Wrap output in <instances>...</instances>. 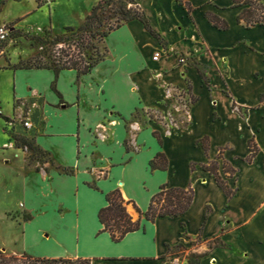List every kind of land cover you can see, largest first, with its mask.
<instances>
[{"label":"crops","instance_id":"obj_1","mask_svg":"<svg viewBox=\"0 0 264 264\" xmlns=\"http://www.w3.org/2000/svg\"><path fill=\"white\" fill-rule=\"evenodd\" d=\"M135 1L150 30L131 19L110 31L104 58L87 73L0 63L8 108L0 114L9 119L0 117V196L8 202L0 206V249L91 264H186L191 255L195 264H264V25L238 23L247 4L232 0ZM151 109L163 120L150 118ZM171 110H183L185 121H171ZM23 119L48 160L28 164L15 147L5 126ZM249 139L257 147L250 161ZM157 153L165 169L150 167ZM211 161L231 196L203 169ZM163 183L192 188L185 211L143 219L119 241L98 232L108 192L118 189L144 211Z\"/></svg>","mask_w":264,"mask_h":264},{"label":"trees","instance_id":"obj_2","mask_svg":"<svg viewBox=\"0 0 264 264\" xmlns=\"http://www.w3.org/2000/svg\"><path fill=\"white\" fill-rule=\"evenodd\" d=\"M234 5L247 4L237 15L236 21L242 22L244 26L250 27L255 24L264 25V2L262 0H232ZM107 0H99L85 16L84 21L76 28L71 26H65L64 32L61 35H52L49 30H45L43 36L33 37L35 41L41 44H57L65 43L66 40H72L75 48H78V52L73 51L71 54L66 52L63 56H67L66 59L59 57L58 59L48 56L50 63H43L39 61L35 65H19L18 68H51L55 76L61 69H75L78 74L87 73L90 69L100 60H102L106 54V48L102 52H99L94 41H99V38H105L110 31L118 28L124 22L131 19H139L143 22L146 29L150 30V26L147 18L140 9L135 11H127L128 15H123L118 18L114 24L104 25L105 17L98 14V10L102 7ZM122 6V4H121ZM207 18L209 21L219 29H227L228 24L225 20L207 12ZM105 26V27H104ZM104 27V28H103ZM153 34L154 32L151 31ZM70 48V47H69ZM92 49L93 52H85V58L81 57L82 50ZM63 59V60H62ZM38 60V59H36ZM15 67V66H14ZM189 101L192 102L193 98L189 95ZM264 101V94L260 96V102ZM151 111H157L151 109ZM0 117L9 121L8 117L1 115ZM150 118H153L152 114H149ZM8 134L12 138L15 147L21 148L29 153L28 158H35L42 162L41 157L49 159L47 152L40 149L34 142L32 134L28 136H20L16 131H8ZM127 139L125 140V142ZM202 141V139H201ZM248 146L250 153L247 156V160H252L257 152L255 143L249 139ZM44 162V161H43ZM150 167L152 169L159 168L165 169L167 165L166 158L162 153H157L150 161ZM193 167V164L191 165ZM203 169L209 171L216 179L219 186L225 191L227 196H231L234 190L230 189L226 182L221 178L218 173V166L215 161H211L209 164H203ZM264 168V161H263ZM65 173H71L72 169L63 168ZM223 171L231 176L233 168L228 167L223 163ZM193 190L190 186L186 188L168 186L167 183H163L159 186V189L150 197L147 208L142 211L133 201L124 200L118 189H114L105 195L106 204L102 206L98 211V220L102 224V227L98 232L106 231L109 233L110 238L113 241H119L123 236L131 231L137 230L143 227L142 220L153 221L156 217L160 216H176L185 211L191 200ZM132 203L133 208L137 212L138 216L133 219L127 211V204ZM191 255L186 264H195L196 259H191ZM194 258V257H193ZM0 264H91V259L87 257H47V256H35L29 253H22L19 257L15 255H6V253L0 249Z\"/></svg>","mask_w":264,"mask_h":264},{"label":"rangeland","instance_id":"obj_3","mask_svg":"<svg viewBox=\"0 0 264 264\" xmlns=\"http://www.w3.org/2000/svg\"><path fill=\"white\" fill-rule=\"evenodd\" d=\"M98 1L99 0H0V25L6 24L9 27H13L8 38L4 41H0V63L12 67L19 65L24 66L26 64L35 65L39 61L50 63V59L48 58L49 55L56 59L59 57L66 59L67 56H63L64 53L69 52L71 54L73 51L78 52V48L74 47L72 40H66L65 43L61 42L50 45L48 43L41 44L35 41L33 37L43 36L45 30H49L52 35H61L64 32L65 26H71L73 28L78 27ZM136 9L140 8L135 0H107L98 10V14L105 17L104 25H108L114 24L116 20L123 15H128L127 11H135ZM104 39L105 38H99V41H94L99 52H102L105 48ZM85 52L90 53L93 52V50L89 48L86 49V51L82 50L81 57L85 58ZM176 93L183 95L185 99L182 97L181 100L187 105L188 98H186V95L179 91H176ZM0 108L4 111L8 110L6 101L2 98H0ZM147 113L152 114L154 119L163 120L161 116L162 113L159 110L154 112L148 110ZM134 117L141 119V114L135 113ZM169 117L170 119L177 118L179 121H185L183 110H181V114H177L171 110L169 111ZM25 120H21L18 126L12 125L11 128L5 126V130L7 132L9 130L16 131L20 136L30 137V130L24 125ZM26 154L28 164L39 162V160L35 158L29 160V153L26 152ZM40 159L46 161L45 157H41ZM2 198L3 197L0 196V206L8 205L7 200L4 201ZM8 201L13 203L17 202L18 195L14 193L10 196ZM129 207L130 204H128V208ZM9 214H13V212H9ZM131 216L133 219H136L133 211H131ZM13 236L14 234L7 228L3 232V237L7 239V241L13 238ZM35 247L39 249L41 246L36 245ZM4 252L6 255H15L17 257L23 252L31 253L26 251L12 252L9 250ZM191 259L194 258L192 257Z\"/></svg>","mask_w":264,"mask_h":264},{"label":"built area","instance_id":"obj_4","mask_svg":"<svg viewBox=\"0 0 264 264\" xmlns=\"http://www.w3.org/2000/svg\"><path fill=\"white\" fill-rule=\"evenodd\" d=\"M12 28H13V27H9V26L6 25V24H1V25H0V41H4V40H6V39L8 38L10 32L12 31ZM159 57H160V52H159V51H155V52L153 53V55H152V59H153V60H157ZM179 60H180L181 62H183V61H184V58H183V57H180ZM153 112H154V111H153ZM148 114H150V113H148ZM174 120H175V118H171V121H174ZM24 125H25L27 128L31 127V123L29 122V120H25V121H24Z\"/></svg>","mask_w":264,"mask_h":264}]
</instances>
